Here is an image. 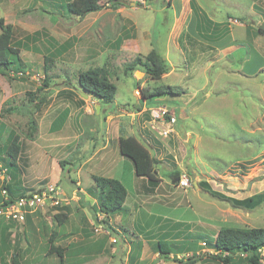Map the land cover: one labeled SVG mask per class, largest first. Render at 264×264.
Here are the masks:
<instances>
[{"label": "rangeland", "instance_id": "rangeland-1", "mask_svg": "<svg viewBox=\"0 0 264 264\" xmlns=\"http://www.w3.org/2000/svg\"><path fill=\"white\" fill-rule=\"evenodd\" d=\"M68 1L0 0V20L12 26L11 45L26 66L23 75L0 74V156L7 158L4 150L17 134L18 165L34 157L23 171L26 179L21 177L26 195L55 185L62 200L24 222L0 219L2 264H12L15 252L21 264H181L203 254L210 256L195 264H222L210 246L222 228H264V0H197L211 20L230 24V34L216 43L194 32L189 0H120L117 9L104 0L100 11L84 17L68 14ZM176 14L181 17L173 26ZM154 48L174 65L173 74L170 69L154 79L126 72ZM92 69H105L117 86L114 102L102 104L105 112L95 109L93 96L81 95L87 93L77 83L80 73ZM168 85L186 94L148 100L144 112L166 106L175 114L174 131L165 139L151 118L134 126L128 114L143 104L142 89ZM65 110V123L46 137L52 142L44 146L41 134L36 148H29ZM114 118L121 137L137 136L162 160L155 187L148 183L147 191L143 182L135 197L128 187L131 216L124 213L129 216L121 226L126 233L108 236L95 231L93 200L84 193L95 189L91 166L78 170L88 147L94 153L109 140L107 125ZM31 120L39 129L33 140L27 137ZM159 143L169 148L157 156L151 146ZM55 160L64 162V170ZM177 173L186 174L191 187H180ZM56 215H65L61 225ZM54 232L52 243L64 249L63 258L49 253ZM165 239L183 253L163 259L158 241Z\"/></svg>", "mask_w": 264, "mask_h": 264}, {"label": "trees", "instance_id": "trees-1", "mask_svg": "<svg viewBox=\"0 0 264 264\" xmlns=\"http://www.w3.org/2000/svg\"><path fill=\"white\" fill-rule=\"evenodd\" d=\"M103 1L70 0L64 4L63 8L72 16L84 17L87 14L100 11L103 7ZM107 1L115 9L118 8L116 6L120 0ZM189 6L195 16V31L200 39L208 43H216L230 34L229 22L217 23L211 20L203 12L197 0H189ZM0 29V74L12 70L22 75L25 74L26 66L20 58V52L11 45L13 35L12 26L5 25L4 20L1 19ZM120 44L121 42L118 40V45ZM65 50L59 51L58 53L62 54ZM135 71L143 72L155 79L168 74L170 72V66L167 60L154 48L146 57H136L133 63L126 69L127 73ZM46 81H49V79ZM77 83L87 95L93 96L101 104H111L115 100L117 86L110 81L105 69H92L82 72L78 76ZM141 93L144 100L148 101L158 98L157 102H160V99L163 97L183 96L186 94V91L180 86L168 85L156 87L152 90L142 89ZM7 111L10 112L11 109ZM68 114L69 111L65 110L59 117L53 120L50 127L52 132H56L61 128L67 120ZM28 126L29 132L27 133V137L33 140L39 130L38 123L36 120H31ZM4 151L7 158L4 159L0 156V162L7 169V174L11 177V181L7 184H3L0 181V193H2L3 189L7 190L10 201L12 202L21 197H25L27 193L22 187L21 177L23 176V170L18 165L22 152L21 138L17 134L10 136V143ZM120 152L124 157L132 161L136 175L146 178L152 184V187H155L160 180L157 169L159 161L152 155L148 147L135 136L120 137ZM5 162L7 164H4ZM60 166L64 170V162H61ZM180 175L177 173L175 176L178 178ZM92 178L95 182V189H90L88 193L97 202V205L93 206L95 212L94 217L98 221V213H102L105 218L102 222L98 221V224H102L110 234H113L115 231L109 226L107 218L122 211L128 198V190L118 179L102 176H93ZM2 203H5L4 198L0 200V204ZM30 216L28 215V217ZM64 218L65 215L55 216L58 225L63 223ZM56 236L57 233L54 232L50 237L51 246L49 253H55L63 258L64 249L52 243ZM210 246L216 251L215 259L222 264H264V228H222L213 242L210 243ZM174 248L176 252L173 251ZM174 248L167 239L158 241V253L163 259H170L171 255L183 253L181 247L177 246ZM206 256H210V254L192 256L186 261H180V263L195 264ZM0 264H2L1 256ZM12 264H21L19 253L15 252L13 255Z\"/></svg>", "mask_w": 264, "mask_h": 264}, {"label": "crops", "instance_id": "crops-1", "mask_svg": "<svg viewBox=\"0 0 264 264\" xmlns=\"http://www.w3.org/2000/svg\"><path fill=\"white\" fill-rule=\"evenodd\" d=\"M180 17L181 16L178 15V14L174 15L173 26L177 22L176 20H178ZM194 17H195L194 14L191 12L190 21L192 22L191 23V27L193 26V28H194V24L196 23V19ZM194 32H195V30H194ZM165 59L170 64V69L171 70L173 69L170 74H173L175 72L174 65H172V63L169 62L168 58H165ZM141 101H143V104L140 103V107L138 108V110L136 112H133V113L129 112V114H128V117H130V115L133 116L132 119H133V122H134V124H133L134 126H135V124L137 122H140L143 117H145L146 120L150 119L149 115L144 113L146 111V109H147V106H148L149 102L147 100H141ZM97 107H100V111L104 110V108L102 107V104L99 103V101L96 102V108ZM140 108H142V110ZM105 111H106V109L104 110V112ZM113 113L115 114V112H113ZM107 117H109V116L107 115ZM115 117H118V115L115 114ZM114 119H112V121L110 122V125H107V132L109 133V136H108L109 140H106V143H103V145L101 147L96 148V151L94 153L93 152L91 153V150L88 147L87 148L88 152L85 154V155H87V157H85V159L83 160V162H82V164L80 166V169L78 171L81 173L88 166H91V171H92L91 172L92 173L91 174V178L93 176H102V177H107V178L118 179L119 181H121L126 186L127 190H128V187H133L132 188V197H135L136 193L139 191V189H142V186H140V185L143 184V182H144V185H143L144 188H146V190L149 191V188H148L149 187V185H148L149 182H148V180L146 178L138 177L136 175L135 169H134V165H132L133 163L129 165L128 161H127L129 159L124 157L121 154V152H120V148L117 147L118 143L120 145L121 134H120V128L117 127V121L116 120H118V119L117 118L115 120ZM112 122H114V123H112ZM50 127H49V131H48L49 133L48 132L47 133H41V131L39 130V136H37L34 141H29L32 144V145L29 146V148L34 149V147L36 145H38V142H36V141L39 140V138H41L40 137L41 134L44 135V137H43L44 138L43 145L44 146H48L47 143L52 142V140L51 139H47L46 137H49L51 133H54V132L51 131ZM135 137L137 138V136H135ZM139 141L142 142L141 140H139ZM144 144L146 146L148 145L147 143H144ZM68 147H69V145H66V148H68ZM151 147H153L154 151L157 152V156H159L160 154H163V151H165V147L167 149L169 148L166 143L165 144L159 143L155 147L153 145ZM174 147H175V145H174ZM45 149H47V148L45 147ZM112 154H113V156H112ZM26 158L27 157H25V159ZM31 159H34V157L31 156V154H30V155H28V160H26L25 165L20 161L21 163L19 164V167L24 172H27V169L28 170L31 169V167H32L31 166L32 162L30 161ZM157 159L160 160V161L162 160V158H160V157L159 158L157 157ZM22 161L24 162V159ZM59 162L60 161H58V160L56 161L55 160L56 166H58V167H60V163ZM122 164H125V166L129 169V171L124 172V170H122V166H124V165H122ZM120 167H121V169H120ZM23 179H26V176H23ZM128 180L130 182L127 183ZM128 184L130 186H128ZM135 185H137V186H135ZM84 193L87 194V195L89 194L88 192H84ZM129 196H131V192H129L128 197ZM89 197L91 198V200H93V202L91 203V206L93 208V206L97 205L96 199L91 197V196H89ZM85 200L88 201L89 199H85ZM127 200H128V198H127ZM127 200H126L121 212H119L117 214H114V215H111V216H109V218H107V220L109 222V226L115 231L114 233H119V234L121 233L122 235L126 233L125 231H123L121 229V226L126 221V219L128 218L127 216H129L131 214L129 207H127ZM124 213L129 214V215L124 216ZM104 217L105 216L103 215V218ZM118 228H119V231H118ZM132 237H135V236H132ZM111 240H113V238H111Z\"/></svg>", "mask_w": 264, "mask_h": 264}, {"label": "built area", "instance_id": "built-area-1", "mask_svg": "<svg viewBox=\"0 0 264 264\" xmlns=\"http://www.w3.org/2000/svg\"><path fill=\"white\" fill-rule=\"evenodd\" d=\"M151 123H154L159 127L157 132L160 136L168 138L174 131L177 118L175 114L170 113L166 106L152 107L149 111ZM0 178L3 184H7L11 181V177L7 174V169L4 168L0 162ZM178 184L182 188H189L192 185L191 180L186 174H181ZM2 195L5 203L0 204V219L8 221L24 222L28 215L36 214L41 208L58 207L62 200L58 199L59 188L55 185H48L44 190L25 197H21L14 201H10L7 190H2ZM99 222L103 221V217L99 216ZM95 231H100L102 234L110 235V232L104 228L102 224H98L95 227ZM113 242L117 241L113 239Z\"/></svg>", "mask_w": 264, "mask_h": 264}, {"label": "water", "instance_id": "water-1", "mask_svg": "<svg viewBox=\"0 0 264 264\" xmlns=\"http://www.w3.org/2000/svg\"><path fill=\"white\" fill-rule=\"evenodd\" d=\"M81 95L85 98V99H88L89 97H88V95H84L83 93H81ZM98 111H100V107H97L96 108Z\"/></svg>", "mask_w": 264, "mask_h": 264}, {"label": "clouds", "instance_id": "clouds-1", "mask_svg": "<svg viewBox=\"0 0 264 264\" xmlns=\"http://www.w3.org/2000/svg\"><path fill=\"white\" fill-rule=\"evenodd\" d=\"M109 236H111V234Z\"/></svg>", "mask_w": 264, "mask_h": 264}, {"label": "bare ground", "instance_id": "bare-ground-1", "mask_svg": "<svg viewBox=\"0 0 264 264\" xmlns=\"http://www.w3.org/2000/svg\"><path fill=\"white\" fill-rule=\"evenodd\" d=\"M141 76V75H140Z\"/></svg>", "mask_w": 264, "mask_h": 264}]
</instances>
